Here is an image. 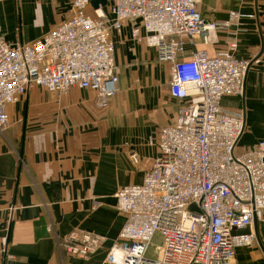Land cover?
<instances>
[{
  "label": "built area",
  "instance_id": "built-area-1",
  "mask_svg": "<svg viewBox=\"0 0 264 264\" xmlns=\"http://www.w3.org/2000/svg\"><path fill=\"white\" fill-rule=\"evenodd\" d=\"M4 0H0V3ZM71 0L69 16L29 43L8 42L0 28V137L9 126L7 107L35 86L65 95L72 88L97 93L107 109L118 91L114 32L134 24L138 43L155 48L171 64V97L185 101L176 124L159 130L150 143L160 154L142 182L117 192L126 223L109 252L114 264H238L236 251L254 244L245 230L264 216V140L241 150L242 113L226 109V98L243 95L250 60L237 59L241 21H206L203 0ZM144 31V34L142 33ZM227 33L225 50L186 59L187 40L215 42ZM138 161L137 155H131ZM162 248H150L156 235ZM102 235L76 229L60 241L71 257L87 260L105 243Z\"/></svg>",
  "mask_w": 264,
  "mask_h": 264
},
{
  "label": "crops",
  "instance_id": "crops-1",
  "mask_svg": "<svg viewBox=\"0 0 264 264\" xmlns=\"http://www.w3.org/2000/svg\"><path fill=\"white\" fill-rule=\"evenodd\" d=\"M233 11L248 16L241 21L235 56L251 66L243 95L222 104L242 113L245 129L238 148L248 150L264 140V0H203L199 6L212 22L228 20ZM70 12L71 0H4L1 33L10 43L33 42ZM16 15L36 19L44 29L35 38L15 40L1 22ZM133 28L124 22L113 35L119 83L107 109L99 108L92 90L72 88L58 95L40 86L7 107L9 126L0 137V264H114L109 252L126 223L115 195L142 182L160 154L150 140L176 124L187 104L170 95L171 64L159 62L155 48L138 43ZM216 37L210 45L202 38L187 40L186 59L197 51L214 56L225 50L227 33ZM76 229L106 238L87 260L71 257L60 246ZM245 232L255 241L237 249L238 264H264V216Z\"/></svg>",
  "mask_w": 264,
  "mask_h": 264
},
{
  "label": "rangeland",
  "instance_id": "rangeland-1",
  "mask_svg": "<svg viewBox=\"0 0 264 264\" xmlns=\"http://www.w3.org/2000/svg\"><path fill=\"white\" fill-rule=\"evenodd\" d=\"M52 18H50L51 21L54 22L55 15L53 14L52 10ZM3 25L6 26V30L10 29L12 32V37H14L15 40H19L21 38L28 39V38H35L40 31H42L44 28L40 25H37L36 19L33 20L32 18H21V16H14L13 18H9L5 22H1ZM17 31V33H15ZM162 248V240L161 237L157 234L152 242L151 248H150V255L156 256L158 251Z\"/></svg>",
  "mask_w": 264,
  "mask_h": 264
},
{
  "label": "water",
  "instance_id": "water-1",
  "mask_svg": "<svg viewBox=\"0 0 264 264\" xmlns=\"http://www.w3.org/2000/svg\"><path fill=\"white\" fill-rule=\"evenodd\" d=\"M91 3L95 8H98L100 5L105 6L107 4V1L106 0H92ZM254 224H257L256 217H254Z\"/></svg>",
  "mask_w": 264,
  "mask_h": 264
}]
</instances>
